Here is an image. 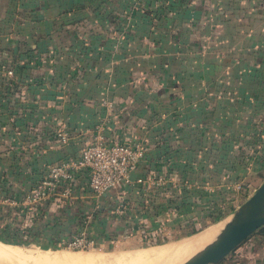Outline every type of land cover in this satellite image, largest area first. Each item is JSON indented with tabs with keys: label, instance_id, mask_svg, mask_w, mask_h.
Here are the masks:
<instances>
[{
	"label": "crops",
	"instance_id": "0c3cea01",
	"mask_svg": "<svg viewBox=\"0 0 264 264\" xmlns=\"http://www.w3.org/2000/svg\"><path fill=\"white\" fill-rule=\"evenodd\" d=\"M101 97L111 104L103 141L139 142L132 179L160 183L94 196L83 168L67 197L11 203L93 140ZM263 169L264 0H0V212L25 210L32 240L53 244L95 202L120 196L124 214L150 213L164 233L188 227L225 182L234 209ZM262 225L220 264H264Z\"/></svg>",
	"mask_w": 264,
	"mask_h": 264
},
{
	"label": "rangeland",
	"instance_id": "374dc122",
	"mask_svg": "<svg viewBox=\"0 0 264 264\" xmlns=\"http://www.w3.org/2000/svg\"><path fill=\"white\" fill-rule=\"evenodd\" d=\"M263 177L264 169L258 177L256 176L255 180L248 181V187H246L248 190L246 191H252V189L262 180ZM121 200L120 196L117 201L111 205H100L95 202L94 206L92 205L89 210L83 213V215H85L87 212H91L90 223L88 224L85 232L87 236L92 239V242L88 247H65L57 242V239L53 243L54 247L48 244L45 240H31L26 243H11L10 245H5L9 243H4L1 240L0 242L4 243L5 246L13 250L17 257L21 259L18 264H108L113 261L114 256H122L135 250H144L156 246L175 243L194 236L193 234H185V232H187L190 228L189 225L184 228L175 226L169 232H165L167 236L163 241L159 243L145 244L148 239H142V236L139 234V225H143L145 228H149L148 231H152V229L157 226L159 227L158 229L161 228L159 225L160 222H158V219L156 218L157 220L152 221L154 223L152 224L148 219L143 218L141 215L124 214L123 212H125L126 208L120 204L122 203ZM100 207H103V209ZM231 212L229 214L230 216ZM10 213L11 214L8 215L4 214V211L0 212L1 235L7 234L3 229L6 224L11 223L10 226L20 224L21 218H18L17 215L15 217V215H12V212ZM94 213L98 217L104 216L107 220L104 221L102 225H94ZM83 215L76 218V221L73 220L67 224L68 234H66L65 237L73 238L79 233V225ZM169 219H173V217ZM172 222L174 221L172 220ZM200 231L194 234L197 235ZM254 234L255 233L251 235ZM231 254H233V252ZM103 259L104 262L102 261ZM109 264L115 263L111 262Z\"/></svg>",
	"mask_w": 264,
	"mask_h": 264
},
{
	"label": "built area",
	"instance_id": "2783aa9c",
	"mask_svg": "<svg viewBox=\"0 0 264 264\" xmlns=\"http://www.w3.org/2000/svg\"><path fill=\"white\" fill-rule=\"evenodd\" d=\"M10 73L11 70H5ZM104 107V113L99 115L92 124L94 131L93 140L84 146L76 159L65 160L49 166L45 174L35 181L20 200H11L16 205H27L45 201L54 193L64 197L70 191V179L72 174L79 170H86V185L94 196H98L108 189L115 188L119 183H141L145 189L160 183V179L137 177L132 179L131 171L143 157V148L139 142H115L103 141L102 130L108 121L107 110L111 106L105 97L100 99ZM64 134V131L60 132ZM91 212L83 215L79 225V233L73 238L64 237L57 242L65 247H88L92 239L87 236L86 228L90 223Z\"/></svg>",
	"mask_w": 264,
	"mask_h": 264
},
{
	"label": "water",
	"instance_id": "95a60500",
	"mask_svg": "<svg viewBox=\"0 0 264 264\" xmlns=\"http://www.w3.org/2000/svg\"><path fill=\"white\" fill-rule=\"evenodd\" d=\"M264 224V177L233 209L216 235L178 264H215Z\"/></svg>",
	"mask_w": 264,
	"mask_h": 264
},
{
	"label": "trees",
	"instance_id": "16d2710c",
	"mask_svg": "<svg viewBox=\"0 0 264 264\" xmlns=\"http://www.w3.org/2000/svg\"><path fill=\"white\" fill-rule=\"evenodd\" d=\"M102 108L104 111L103 106H102ZM42 176H40V177H42ZM232 193H233V189L230 187V184L228 185L225 182L223 187L220 190L216 191L217 196H214L211 194L208 195L207 204L205 206H201V208L199 210V214L197 213V217L190 220V222L188 223L190 228L187 232H185V234H194V233L200 231L201 228H203L208 223L214 222V221L220 219L221 217H223L224 215H226L228 212H230L233 209V206H229L227 204V201H228L227 199L230 198ZM243 197H244L243 195L240 196L241 199ZM180 203L182 204V200H179V203L176 202L175 206L177 207L178 205H180ZM37 204L38 203H33L32 206L36 207ZM13 209L16 211L15 217L17 215L18 218L19 217L21 218L20 224L12 225V226H10L11 223L6 224V226H4L3 229L5 230V232L7 234H4V235L0 234V240L3 241L4 243L6 242L9 244H11V243L21 244V243H26V242L31 241L32 235H33V233H35L33 227L36 223L35 222H29V224L31 226H28L25 223L26 217H28L26 211L21 209V208L19 209L18 207H13ZM133 214H135V213H133ZM143 215H144L145 219H148L152 224H154L152 222V216L150 215V213L144 212ZM200 217H206L207 220L204 221V220L200 219ZM104 221H105L104 216H101L98 218V223H100L99 225H102ZM262 226L263 225H260L256 229L260 230L262 228ZM158 228L159 227L157 226V227L153 228L152 231H148L149 228H145L143 225H139V231H140L139 234L142 236V239L143 240L148 239L146 241L147 243H145V244L159 243L166 238L167 235L163 232L162 229H158ZM50 245L54 247L53 244H50ZM155 245H157V244H155ZM149 246H151V245H149ZM215 264H220V261H218Z\"/></svg>",
	"mask_w": 264,
	"mask_h": 264
},
{
	"label": "bare ground",
	"instance_id": "6f19581e",
	"mask_svg": "<svg viewBox=\"0 0 264 264\" xmlns=\"http://www.w3.org/2000/svg\"><path fill=\"white\" fill-rule=\"evenodd\" d=\"M218 227L219 225H217V227L213 226L211 229L209 228L208 230L203 231L197 235L175 243L156 246L144 250H135L128 252L122 256H114V262L111 261L110 258L109 260L115 264H178L179 262L187 258L190 254L201 248L208 241H210L216 234L212 236L210 240L209 237L213 232L219 231ZM20 261L21 259L17 257L13 250L0 242L1 264H18L20 263ZM102 261L104 262V259Z\"/></svg>",
	"mask_w": 264,
	"mask_h": 264
}]
</instances>
